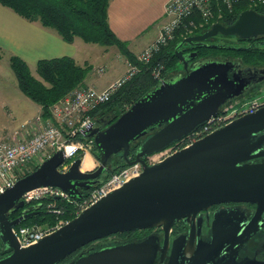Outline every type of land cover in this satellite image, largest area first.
Returning a JSON list of instances; mask_svg holds the SVG:
<instances>
[{"label": "water", "instance_id": "obj_1", "mask_svg": "<svg viewBox=\"0 0 264 264\" xmlns=\"http://www.w3.org/2000/svg\"><path fill=\"white\" fill-rule=\"evenodd\" d=\"M219 34L241 39L264 35V14L253 8L246 9L230 25L214 22L206 31L184 37L175 48V54L183 64L181 71L161 80L116 121H98L83 127L84 138L92 140L103 155L93 170H83V158L80 157L72 160L67 170H62L67 159L63 150H56L37 169L1 192L0 239L11 251L0 257V264H59L94 241L154 227H162L166 233L162 246L159 238L152 234L113 246L89 247L79 252L69 264H157L160 252L161 264H203L220 240L229 239V232L231 235L237 232L235 242H238L262 228L264 106L235 118L159 162L149 164L146 161L148 156L194 132L220 113L228 101L264 79V69H242L238 60L198 58V51L184 53L182 49L185 44L224 46L206 42ZM145 136L148 137L138 147L135 159H131V144ZM119 153L129 165L140 162L142 173L38 243L20 246L13 229L37 212H26L15 219H10L9 213L25 206L22 197L26 192L51 186L60 188L72 199L81 200L85 190L102 184L109 160ZM259 158L261 160H257ZM223 202L252 203L257 205V210L251 219L240 207L216 211L212 225L214 245L203 244L193 257H187L185 237H182L175 241L169 260L165 262L174 224L183 218L189 221L198 212ZM228 263L264 264V261L232 258Z\"/></svg>", "mask_w": 264, "mask_h": 264}, {"label": "trees", "instance_id": "obj_2", "mask_svg": "<svg viewBox=\"0 0 264 264\" xmlns=\"http://www.w3.org/2000/svg\"><path fill=\"white\" fill-rule=\"evenodd\" d=\"M112 0H0V4L12 9L18 15L25 19L41 24L52 29L59 34L63 40L72 43L76 38H81L86 43L98 44L101 46H116L120 52L132 62H137L140 66L139 73L126 85H124L110 101L100 105L90 111L94 122L112 123L116 121L135 101L144 96L148 91L159 84V80L153 75V68L158 65H164L163 78L168 79L174 76L182 63L175 54L177 44L186 36L198 34L207 30L214 22H220L224 25H230L236 21L239 14L253 8L259 13L264 14V4H251L247 1L238 2L229 10L225 8L221 0H215V18L207 22L198 14L185 20L177 32L175 38L152 58L149 63L138 62L136 54L128 47V43L121 40L112 30L109 23V7ZM221 11L219 12V9ZM194 22V25L191 24ZM193 31V33H191ZM200 32V33H201ZM224 39L236 38L238 36H218L211 37L212 43H218L224 46L219 47H197L199 58H220L235 59L242 63L243 67H261L264 66V48L237 46L236 42L225 41ZM223 40V41H222ZM226 43V44H225ZM9 65L16 75L20 90L39 107L44 118L52 119L50 107L63 98L73 89L85 85V79L92 70L90 64H79L73 57L61 56L55 58L40 59L36 64V70L39 78L33 74L32 66L18 55H10ZM176 72V73H175ZM255 95V94H254ZM252 97V96H251ZM141 137L134 141L130 148V158L135 159L136 152L140 144L146 139ZM78 139L87 141L83 134L78 135ZM99 161H102L101 151L93 145L91 151ZM81 157L78 153L76 158ZM83 158V157H82ZM69 160V162H71ZM129 164L123 158L122 153L115 154L108 162V169L103 180L108 179L114 173L120 171ZM34 166L31 171L38 168ZM25 173L24 175L30 173ZM22 175V176H24ZM94 188V187H93ZM84 192L88 195L90 190ZM55 202L56 208L62 210L61 214H56L47 209L48 202ZM42 203V204H41ZM74 203L64 199L43 198L41 201L26 203L24 207L11 211L10 219H15L26 212H37L33 216L24 219L16 227L32 224L54 225L60 218L72 220ZM11 250L6 249L0 239V257L8 254ZM76 251L59 264H65L70 261L77 253Z\"/></svg>", "mask_w": 264, "mask_h": 264}, {"label": "built area", "instance_id": "obj_3", "mask_svg": "<svg viewBox=\"0 0 264 264\" xmlns=\"http://www.w3.org/2000/svg\"><path fill=\"white\" fill-rule=\"evenodd\" d=\"M225 8L231 10L238 2L247 1L251 4H264V0H221ZM215 0H169L166 4L165 13L167 20L163 24L157 37L150 42L140 53L136 55L138 62L149 63L152 58L172 41L176 32L185 25V20L198 14L203 20L209 21L216 12ZM221 8L219 9V12ZM194 25V22H191ZM126 71L116 80L109 83L105 88L99 89L92 85L79 86L58 102L50 107L52 119L44 118L41 111L30 125H25L22 131L16 135H10L0 140V193L31 169L40 165L56 150H63L67 161L62 165V170L70 166L69 160L80 150H85L94 145L92 140L82 141L78 135L82 134L83 127L94 123L90 111L110 101L112 97L140 71V66L129 59L126 60ZM164 65L158 64L153 68V75L159 81L163 80ZM105 71V67L98 69ZM264 106V98H249L243 102L227 103L220 113L211 117L194 132L174 142L165 150L150 155L146 158L147 163L154 164L165 157L189 147L209 133L219 129L235 118L257 111ZM162 158L156 160L155 156ZM143 171L140 162H135L114 173L104 180L102 184L95 186L88 195L81 200L70 198L63 190L56 187L44 186L26 192L22 200L26 203L38 202L43 198L64 199L74 203L73 214L78 216L83 210L97 203L112 191L122 187L129 180L139 176ZM47 209L56 214L62 210L56 208L55 202L47 203ZM70 220L60 218L54 225L32 224L15 227L13 229L21 247H28L38 243L48 234L67 224Z\"/></svg>", "mask_w": 264, "mask_h": 264}, {"label": "crops", "instance_id": "obj_4", "mask_svg": "<svg viewBox=\"0 0 264 264\" xmlns=\"http://www.w3.org/2000/svg\"><path fill=\"white\" fill-rule=\"evenodd\" d=\"M168 1L112 0L109 7L110 26L117 37L127 42L129 49L134 54H138L157 37L166 22L165 8ZM81 40V38H76L72 43L66 42L52 29L31 22L0 4L1 59H9V56L14 54L35 67L40 59L70 56L79 64L93 66L84 84L99 89L105 88L123 75L127 68V58L117 47L116 52L119 55L115 60L105 61L104 64H94L89 61L93 52L104 54L109 51L108 48H114V46H103L101 48L104 49H97L95 45L84 43ZM82 50L85 53H82ZM111 50L115 52V49ZM100 67H105L103 73H99ZM39 111H41V107H39ZM86 154L93 158L91 153L87 152ZM93 160L95 164V158Z\"/></svg>", "mask_w": 264, "mask_h": 264}, {"label": "flooded vegetation", "instance_id": "obj_5", "mask_svg": "<svg viewBox=\"0 0 264 264\" xmlns=\"http://www.w3.org/2000/svg\"><path fill=\"white\" fill-rule=\"evenodd\" d=\"M237 38L238 39L234 38L235 42L237 41L238 43L236 44L237 46L243 47L245 46L244 43H246L247 46H251L255 48H258V47L264 48V35H259L252 39H241L239 37ZM210 39L211 38H209L206 42L212 43L209 41ZM197 47H201V46L185 44L182 47V49L184 53H190L193 51H198ZM195 60L190 61L189 64L192 65ZM240 68L242 69L244 68L242 66V63L240 64ZM249 68L252 71H255L257 69L259 70L264 69V66H261V67L251 66ZM181 69H183V64L181 65L180 70ZM263 90H264V79L253 84L247 89V91L244 94L238 97H235L234 99L228 101L227 103L231 104L235 102H243L249 99V97H251L252 95L259 94ZM257 160H261V158ZM105 174L106 173L103 174L102 178L105 176ZM234 207L244 208L246 210V213L249 219L252 218V216L257 210V205L252 204V203L223 202V203L213 204L211 207H209L208 210H202L198 212L197 215L194 217H191L189 221H186L185 218L178 220L174 224L172 229L170 230L169 252L167 254V257L164 259V261L167 262L169 260V257L175 245V241H177L178 239L182 237H185L183 242L185 245V249H186L185 254L187 257H193L196 251H200V246L202 247L203 244H209V245L213 244L214 232L212 229V225H213V221L215 217V212L220 209L234 208ZM262 218L264 221V212L262 214ZM236 233L231 235L229 232L228 234L229 239L226 240L225 242H223V240H220L219 244L215 245L216 247H214L209 252L210 254L206 256V260H204L205 261L204 263L205 264H231V263H228V261L231 260L232 258H235L239 261L244 258H251V259L255 258L257 260L264 261V222H263L262 228L258 232H256L253 236L249 237L248 239L244 241L239 240L238 242H235ZM152 234L159 238L161 246L165 243L166 233L163 230V228L154 227L151 229L134 230V231H127L123 233L113 234L111 236H108L106 238H103V239H100V240H97V241H94L88 244L87 246L79 249V252L86 250L89 247H97L99 245L113 246V245L120 244V243L137 241V240L146 238ZM156 263L161 264V252L158 254Z\"/></svg>", "mask_w": 264, "mask_h": 264}, {"label": "rangeland", "instance_id": "obj_6", "mask_svg": "<svg viewBox=\"0 0 264 264\" xmlns=\"http://www.w3.org/2000/svg\"><path fill=\"white\" fill-rule=\"evenodd\" d=\"M214 18H215V16L207 22H210ZM200 32H196V33H200ZM202 32H204V31H202ZM191 33H193V31ZM221 38L225 41L228 40L230 42H235L234 38H229L226 40L223 37L219 36L217 39L219 40ZM81 41H83V40H81ZM84 43H86V42H84ZM87 44L91 45L92 43H87ZM92 45H95V47H97V49H104V48H101V47H103L101 45H98V44H92ZM108 49H109V51L104 53V54H98V53L93 52L91 54V57L89 58V61H92L94 64H104L105 61H109L112 59L115 60V58L119 55L116 52L117 51L116 46H114V48H108ZM111 49H115V52H112ZM82 53H85L84 50H82ZM104 55L106 56L105 58L102 57ZM179 68H181V66ZM181 70L179 69V71H181ZM32 72L37 77L39 76V74L36 70V67H32ZM99 73H103V72L99 71ZM254 97L255 98H262V97L264 98V90L262 92H260L259 94L252 95V97H249V98L251 99ZM38 113H40L38 105L35 102H33L31 99H29L20 90V88L18 86V81H17L16 75L14 74L13 70L11 69L9 62H8V59L7 58H4V59L0 58V140L4 139L10 135H13V134L16 135L18 133V131H22L24 126L27 123H28L27 125H30V123H32V121L34 120L35 116ZM89 148L90 149H88L86 151V153L87 152L91 153V151L93 149V145ZM78 153L81 156L80 158H82V157L84 158V156L86 154L85 150H80ZM77 154L74 157H72L71 159L74 160L76 158ZM93 157L95 158V164L91 170H93L95 167H97L100 164V161L95 156H93ZM161 158L162 157L159 155L155 156L156 160H160ZM62 219H65V218H62ZM44 225H48V224H44ZM77 255H78V253L74 257H76ZM73 258H71L70 261ZM70 261H68L65 264H69Z\"/></svg>", "mask_w": 264, "mask_h": 264}, {"label": "bare ground", "instance_id": "obj_7", "mask_svg": "<svg viewBox=\"0 0 264 264\" xmlns=\"http://www.w3.org/2000/svg\"><path fill=\"white\" fill-rule=\"evenodd\" d=\"M93 158L89 154L85 155V157L83 159V163H82V169L83 170L88 171V170H91L93 168V166H94Z\"/></svg>", "mask_w": 264, "mask_h": 264}]
</instances>
